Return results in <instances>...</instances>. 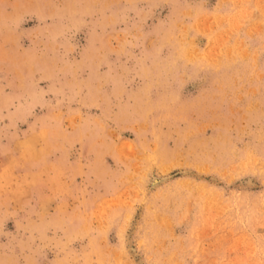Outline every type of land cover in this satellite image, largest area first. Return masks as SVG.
<instances>
[{
  "label": "rangeland",
  "instance_id": "1",
  "mask_svg": "<svg viewBox=\"0 0 264 264\" xmlns=\"http://www.w3.org/2000/svg\"><path fill=\"white\" fill-rule=\"evenodd\" d=\"M0 264H264V0H0Z\"/></svg>",
  "mask_w": 264,
  "mask_h": 264
},
{
  "label": "bare ground",
  "instance_id": "2",
  "mask_svg": "<svg viewBox=\"0 0 264 264\" xmlns=\"http://www.w3.org/2000/svg\"><path fill=\"white\" fill-rule=\"evenodd\" d=\"M152 181V180H151ZM155 182V181H154ZM151 185V184H150ZM242 185H247V184H242ZM249 185V184H248Z\"/></svg>",
  "mask_w": 264,
  "mask_h": 264
}]
</instances>
